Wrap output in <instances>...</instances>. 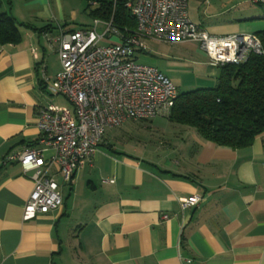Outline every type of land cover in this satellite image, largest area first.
<instances>
[{
  "label": "crops",
  "instance_id": "0c3cea01",
  "mask_svg": "<svg viewBox=\"0 0 264 264\" xmlns=\"http://www.w3.org/2000/svg\"><path fill=\"white\" fill-rule=\"evenodd\" d=\"M192 1L189 17L202 25ZM64 12L60 0H0V14L13 17L21 35L0 42V264H264V135L245 148L218 146L167 115L118 126L156 127L161 133L149 149L120 150L104 134L71 183H61L62 206L23 221L33 181L6 158L42 147L39 107H67L44 87L61 68L59 31L83 27ZM202 26L212 35L240 31L231 22ZM151 53L145 45L135 59L149 54L141 64L156 67L178 93L206 88L218 68L208 57L162 63ZM190 196L200 202L181 209Z\"/></svg>",
  "mask_w": 264,
  "mask_h": 264
},
{
  "label": "built area",
  "instance_id": "2783aa9c",
  "mask_svg": "<svg viewBox=\"0 0 264 264\" xmlns=\"http://www.w3.org/2000/svg\"><path fill=\"white\" fill-rule=\"evenodd\" d=\"M250 1L264 5V0ZM125 7L136 21L134 30L117 27L111 16L58 33L61 68L53 80H45L44 87L49 94L64 97L71 109L54 104L39 107L35 125L42 147H24L6 158L17 162L33 181L23 206V221L62 206L61 183H71L74 172L97 151L108 128L127 120L168 116L178 91L156 67L136 61L135 53L145 49V39L168 44L197 42L218 68L240 65L252 54L264 55L255 34H210L189 17L188 0H127ZM46 148L54 150L48 159L43 155ZM53 165L56 172H51ZM199 202L200 197L190 196L182 198L180 206L185 209Z\"/></svg>",
  "mask_w": 264,
  "mask_h": 264
},
{
  "label": "trees",
  "instance_id": "16d2710c",
  "mask_svg": "<svg viewBox=\"0 0 264 264\" xmlns=\"http://www.w3.org/2000/svg\"><path fill=\"white\" fill-rule=\"evenodd\" d=\"M91 1L87 0L88 7ZM92 18L109 19L121 28L134 30L136 21L125 7L127 0H94ZM255 35L264 46V30ZM21 35L16 20L0 14V42L15 43ZM168 118L177 124L192 127L208 142L233 149L250 146L264 135V55H250L240 65L219 67L213 88L178 93Z\"/></svg>",
  "mask_w": 264,
  "mask_h": 264
},
{
  "label": "rangeland",
  "instance_id": "374dc122",
  "mask_svg": "<svg viewBox=\"0 0 264 264\" xmlns=\"http://www.w3.org/2000/svg\"><path fill=\"white\" fill-rule=\"evenodd\" d=\"M60 4L71 22L73 11L76 17L75 26H91L93 18L89 12L95 6L91 4L88 7L87 0H60ZM191 4L198 5V14L202 25L231 22L239 26L240 31L237 33L243 34H255L257 29L264 30V5L253 4L250 0H197L196 3L192 1ZM98 31L101 32L102 28H98ZM144 43L149 50H152L151 55L157 57L162 63H183L188 59L199 62L207 58L204 50L196 43L168 44L156 40H146ZM148 56L140 58V63L148 64ZM176 71L177 75L182 79L191 78L192 74L187 70L177 69ZM218 75L219 68H215L209 78L210 84L206 88L216 86ZM177 91L180 92V90ZM58 96L59 103L71 109L68 101L64 97ZM159 133L161 131L156 129V127L153 130H149L142 125L133 127L125 125L107 129L105 137L117 149L138 147L143 150L144 148H150V143L157 140L156 136H159Z\"/></svg>",
  "mask_w": 264,
  "mask_h": 264
}]
</instances>
